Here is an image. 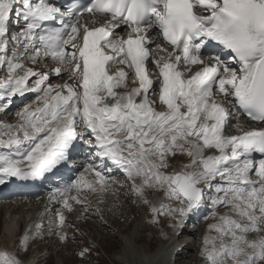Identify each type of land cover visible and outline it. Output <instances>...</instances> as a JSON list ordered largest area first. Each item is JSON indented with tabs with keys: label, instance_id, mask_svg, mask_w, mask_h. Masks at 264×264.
Listing matches in <instances>:
<instances>
[{
	"label": "snow or ice",
	"instance_id": "obj_1",
	"mask_svg": "<svg viewBox=\"0 0 264 264\" xmlns=\"http://www.w3.org/2000/svg\"><path fill=\"white\" fill-rule=\"evenodd\" d=\"M0 70V113L34 95L0 120V186L86 156L48 194L61 205L45 208L49 235L69 239L65 213L88 219L89 193L128 189L174 235L208 205L204 264H264V126L236 113L264 125V0H0ZM44 235L28 224L0 264H29L21 253Z\"/></svg>",
	"mask_w": 264,
	"mask_h": 264
},
{
	"label": "rangeland",
	"instance_id": "obj_2",
	"mask_svg": "<svg viewBox=\"0 0 264 264\" xmlns=\"http://www.w3.org/2000/svg\"><path fill=\"white\" fill-rule=\"evenodd\" d=\"M179 159L187 160L188 158L182 157ZM121 174L116 173L113 175L117 179L123 180L124 177ZM126 192H128V189H121L119 195L107 192L94 196L92 193H89L87 203L90 205V209L86 213L89 217L88 219L78 218V214L83 212V209L79 205H74L75 211L71 213L66 212L65 214L67 221L75 225V227L68 229L69 239L66 242H61L57 236L48 234L47 225L50 220L55 219V215L54 211L49 213V216L47 214L48 219L46 220L44 238L42 241L36 242V245L39 247L38 257L41 260V264H56V262L58 264H123L114 258V255L122 250L124 234L131 229L141 214L145 216V220L139 232V238L136 237L131 240V245L134 247H149L150 252L155 250L161 242L165 241L162 233L169 235L173 231L169 227L172 221L167 216H160L159 223H150L151 214L148 208L147 212L149 214L142 207L145 205L139 202L132 203L135 197L131 196L130 193L126 197L124 195ZM20 199L22 198L17 196L0 199V242L5 237V213L9 210L15 211L17 208L22 209ZM101 199L103 203H99ZM27 200L30 206L33 207V199L28 198ZM167 202L165 201V203ZM97 206L102 209V213L95 211ZM101 215L103 216L102 220L100 218ZM211 220L212 218L209 217V219L200 225V228L194 233V236L197 238L190 245H187V249H182L179 253L177 251L176 256L174 255L175 261L172 264H200V261H204L200 256V249L206 226ZM20 230L21 226H18L15 233L16 243H18L20 237ZM73 236L76 237L75 240L72 239ZM85 247H91L92 251L87 258H81L78 252ZM25 255L27 254L21 253L22 258Z\"/></svg>",
	"mask_w": 264,
	"mask_h": 264
},
{
	"label": "bare ground",
	"instance_id": "obj_3",
	"mask_svg": "<svg viewBox=\"0 0 264 264\" xmlns=\"http://www.w3.org/2000/svg\"><path fill=\"white\" fill-rule=\"evenodd\" d=\"M53 82H59L56 80L55 77H53ZM34 99V95L29 94L26 98H23V101L19 98L15 99V106L13 107V109L11 111H9L8 115H7V120L3 119V121L5 122H9V123H14L16 120V117L14 115L15 113V109L17 107H21L22 106V102H28L30 100ZM236 119H234V121L232 123L229 124V128H231L233 131H235L236 133L237 130L235 129L234 125L236 123ZM240 123L243 124L246 128H248V124L243 120V118H239ZM254 126H256L254 124ZM253 126V127H254ZM230 132V130H229ZM228 132V133H229ZM84 151V153L87 152V148L86 146H84L82 148V152ZM77 157H79L76 161V165L79 167L76 171V176L83 171L84 169V163L83 161L85 160L86 156L84 154L77 155ZM181 163H187V160H180ZM83 167V169H82ZM116 173H120L121 172L119 170L114 171L113 174ZM76 177L72 178L71 180L75 179ZM94 196L98 195L100 193H92ZM13 196H19V195H11L8 196L6 195V197L4 198H0V199H7ZM99 196V195H98ZM26 197H31V196H26ZM20 198H25V197H20ZM33 207L30 206V204L28 203L27 199H20V204L22 206V209H18L15 211L9 210L5 213V220H4V235L5 237L3 238V240L0 242V248H8L9 250H14L17 243L15 240V233H16V229L18 226H21V230H20V236L23 233L24 229L26 228V226L30 223H34L38 220H43V223L46 227V220L47 218V214L45 213V206L42 208V202L39 199H36V197H33ZM39 203V205H38ZM48 208H51L53 210L55 209H59L61 207V205L58 202L53 201V203L49 206H46ZM144 211L146 213L147 212V207L145 208V206H142ZM204 210V216L206 214L210 215V207L208 205H204L202 206L199 211H197L194 214H190L189 218L191 217H199V219H202V214L197 215L198 213H201V211ZM221 211H225V209H222ZM43 214V215H42ZM66 214V213H65ZM149 214V213H148ZM145 220V216L143 214H141L137 219L135 224L131 227L130 230H128V232L125 234L124 236V243L122 246V250L114 255V258H116L118 261L122 262L123 264H172L173 262L168 258V255H175L177 253V247L180 245V242L177 241V237H175L174 232L172 231L171 233H169V236L172 237V239H166L164 242H161L158 247L153 250V251H149V247H134L131 245V240L135 239L136 237L139 238V232L141 230V227L144 223ZM215 222L214 220H212L210 223ZM208 226V225H207ZM207 226L204 232V235L207 231ZM181 229V227L179 228ZM179 229H177L176 231H179ZM179 234H182L184 236V230L182 229L181 232ZM180 236V235H179ZM178 236V237H179ZM165 237V236H164ZM35 245V247H34ZM33 245V247L28 251L27 255L24 256L23 259H25L26 261L30 262L35 259L37 256H39V247L36 245V243ZM189 245V244H187ZM186 246H181V248L183 249ZM201 256V255H200ZM56 264H58L56 262ZM200 264H204V261H200Z\"/></svg>",
	"mask_w": 264,
	"mask_h": 264
}]
</instances>
